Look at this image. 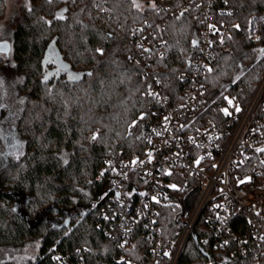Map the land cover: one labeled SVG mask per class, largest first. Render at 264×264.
<instances>
[{
    "label": "trees",
    "instance_id": "trees-1",
    "mask_svg": "<svg viewBox=\"0 0 264 264\" xmlns=\"http://www.w3.org/2000/svg\"><path fill=\"white\" fill-rule=\"evenodd\" d=\"M183 1L136 0L139 7L133 0L24 4L10 52L13 70L23 76L19 90L25 103L18 129L24 143L6 163L0 153V246L22 247L41 238L30 264H55L58 253L79 264L80 252L86 264H123L119 245L99 227L105 201H99L102 186L96 176L109 155L144 148L143 119L154 101L147 94L154 76L178 85L179 74L191 69L197 50L193 42L201 31L197 9L175 15L166 11ZM226 2L237 9L234 15L219 11ZM4 7L0 0V22ZM263 13L264 0H216L214 16L226 31L207 74L209 99L223 90L244 102L252 96L264 75V22L256 39L250 24ZM51 46L68 69L55 70L57 59L46 62ZM2 60L0 55V65ZM134 121L137 126L129 133ZM196 233L198 241L190 239L181 264H225L216 260L212 238L204 245L209 256L199 246L211 232L199 225ZM227 262L264 264L243 257Z\"/></svg>",
    "mask_w": 264,
    "mask_h": 264
},
{
    "label": "built area",
    "instance_id": "built-area-1",
    "mask_svg": "<svg viewBox=\"0 0 264 264\" xmlns=\"http://www.w3.org/2000/svg\"><path fill=\"white\" fill-rule=\"evenodd\" d=\"M215 3L184 0L167 6L169 15L197 9L201 31L191 69L179 74L178 85L154 76L147 92L154 101L143 119L144 148L109 155L96 176L99 201H105L99 227L119 245L123 264H181L190 239L198 241L199 225L211 232L199 246L209 256L204 245L212 238L218 263L237 257L264 261V152L257 151L264 148V75L246 102L228 90L209 99L207 69L226 31L214 16ZM219 9L229 15L237 11L228 2ZM259 16L251 18L254 39ZM145 74L150 76L149 70ZM225 108L230 115L221 111ZM78 256L79 264H86L83 252ZM54 261L76 263L59 253Z\"/></svg>",
    "mask_w": 264,
    "mask_h": 264
},
{
    "label": "rangeland",
    "instance_id": "rangeland-1",
    "mask_svg": "<svg viewBox=\"0 0 264 264\" xmlns=\"http://www.w3.org/2000/svg\"><path fill=\"white\" fill-rule=\"evenodd\" d=\"M29 0H5L3 16L0 22V40L12 39L13 31L22 19L24 4ZM27 7V6H26ZM264 21V13L255 21ZM254 30V27H252ZM252 33V30L250 31ZM4 60L0 65V124L1 146L0 153L6 163L19 154L23 147V139L18 126L20 115L25 103V95L19 90L23 76L13 70V59L10 54H0ZM55 46H51L46 56V62L55 61L59 57ZM41 238L28 241L24 246L3 245L0 246V263L17 262L30 264L38 254Z\"/></svg>",
    "mask_w": 264,
    "mask_h": 264
},
{
    "label": "water",
    "instance_id": "water-1",
    "mask_svg": "<svg viewBox=\"0 0 264 264\" xmlns=\"http://www.w3.org/2000/svg\"><path fill=\"white\" fill-rule=\"evenodd\" d=\"M262 22H264V21H262ZM195 42L197 44V41H195ZM11 49H12V41L11 40H9V39L0 40V53L10 54ZM56 63H57V67H56L55 70H57V71H60L61 70L60 69L61 67L64 70H66V69L69 68V65L62 59L61 56H59L57 58ZM68 223H69V221L67 220L64 224H68ZM202 251H203V249H202Z\"/></svg>",
    "mask_w": 264,
    "mask_h": 264
},
{
    "label": "snow or ice",
    "instance_id": "snow-or-ice-1",
    "mask_svg": "<svg viewBox=\"0 0 264 264\" xmlns=\"http://www.w3.org/2000/svg\"><path fill=\"white\" fill-rule=\"evenodd\" d=\"M133 4H134V6L139 7V5L136 4V0H133ZM193 44L195 46L196 42L194 41ZM97 51H101V50L97 49ZM262 51H264V50H262ZM207 71L211 72L212 69L209 68V69H207ZM71 78L75 80V79H78L79 76L78 75H73ZM226 99H228V103L231 105L232 104V100L229 99V98H226ZM221 111H223L225 113V115H230V113H229L227 108L222 109ZM236 111H240L239 107H236ZM157 135H159V133H157ZM93 139H96V136H93ZM257 151L264 152V148L257 149ZM133 163H135V161ZM196 163L199 164V160H197ZM262 163H264V162H262ZM241 183H243V181H241ZM171 187L175 189L177 186L176 185H171ZM165 255H167V253H165Z\"/></svg>",
    "mask_w": 264,
    "mask_h": 264
},
{
    "label": "flooded vegetation",
    "instance_id": "flooded-vegetation-1",
    "mask_svg": "<svg viewBox=\"0 0 264 264\" xmlns=\"http://www.w3.org/2000/svg\"><path fill=\"white\" fill-rule=\"evenodd\" d=\"M10 40V39H9ZM55 62V61H54ZM57 67V66H56Z\"/></svg>",
    "mask_w": 264,
    "mask_h": 264
}]
</instances>
